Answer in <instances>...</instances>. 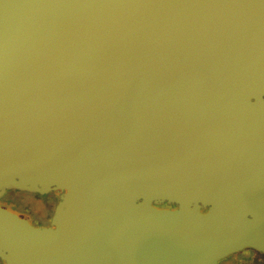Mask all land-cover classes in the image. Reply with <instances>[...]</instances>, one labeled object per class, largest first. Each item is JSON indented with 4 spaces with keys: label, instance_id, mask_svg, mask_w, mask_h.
I'll list each match as a JSON object with an SVG mask.
<instances>
[{
    "label": "water",
    "instance_id": "1",
    "mask_svg": "<svg viewBox=\"0 0 264 264\" xmlns=\"http://www.w3.org/2000/svg\"><path fill=\"white\" fill-rule=\"evenodd\" d=\"M9 192L60 194L49 227ZM247 249L264 254V0H0V260Z\"/></svg>",
    "mask_w": 264,
    "mask_h": 264
},
{
    "label": "rangeland",
    "instance_id": "2",
    "mask_svg": "<svg viewBox=\"0 0 264 264\" xmlns=\"http://www.w3.org/2000/svg\"><path fill=\"white\" fill-rule=\"evenodd\" d=\"M53 194L40 196L37 194H21L9 192L2 199L1 204L28 222L40 225L49 221L55 209ZM245 250L223 259L219 264L244 258ZM224 261V262H223Z\"/></svg>",
    "mask_w": 264,
    "mask_h": 264
},
{
    "label": "trees",
    "instance_id": "3",
    "mask_svg": "<svg viewBox=\"0 0 264 264\" xmlns=\"http://www.w3.org/2000/svg\"><path fill=\"white\" fill-rule=\"evenodd\" d=\"M235 264H264V254L257 251L247 249L244 258L241 260H233Z\"/></svg>",
    "mask_w": 264,
    "mask_h": 264
},
{
    "label": "flooded vegetation",
    "instance_id": "4",
    "mask_svg": "<svg viewBox=\"0 0 264 264\" xmlns=\"http://www.w3.org/2000/svg\"><path fill=\"white\" fill-rule=\"evenodd\" d=\"M50 194H53V196H54V203H55V206L57 205V203L59 202V198H60V194H58V193H56V192H52V193H50ZM156 208L157 209H165V210H175L176 209V206H169V205H167V203H164V204H162V205H158V206H156ZM203 213H205L206 212V210H204V211H202ZM52 217V216H51ZM51 217H50V219H51ZM50 219H49V221H47L46 223H44V224H42V223H40V225H36V224H33V223H31L34 227H38V228H48L49 227V224H50ZM227 259V258H226ZM224 262V261H223ZM0 264H5L4 262H2L1 260H0ZM227 264H235L233 261H229V262H227Z\"/></svg>",
    "mask_w": 264,
    "mask_h": 264
}]
</instances>
